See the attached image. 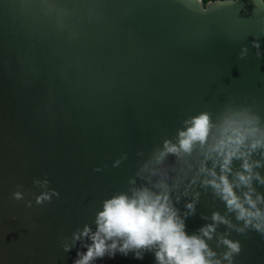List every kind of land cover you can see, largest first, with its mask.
Returning a JSON list of instances; mask_svg holds the SVG:
<instances>
[{
    "label": "water",
    "instance_id": "water-1",
    "mask_svg": "<svg viewBox=\"0 0 264 264\" xmlns=\"http://www.w3.org/2000/svg\"><path fill=\"white\" fill-rule=\"evenodd\" d=\"M233 112L256 117L264 134V0H0V264H73L91 243L75 236L96 230L106 200L158 192L160 179L188 235L213 213L229 222L203 237L213 259L264 264V231L202 183L204 149L155 161L193 117L216 125ZM250 161L264 178V147ZM251 187L264 197V183ZM224 239L239 244L230 261ZM92 264L156 261L117 251Z\"/></svg>",
    "mask_w": 264,
    "mask_h": 264
},
{
    "label": "clouds",
    "instance_id": "clouds-1",
    "mask_svg": "<svg viewBox=\"0 0 264 264\" xmlns=\"http://www.w3.org/2000/svg\"><path fill=\"white\" fill-rule=\"evenodd\" d=\"M211 2L204 0V6ZM261 132L257 118L245 113L225 115L216 125L207 113H201L192 118L186 130L179 132L178 143L165 141L155 161L162 163L169 155L180 159L183 155H190L199 145L204 149V160L198 170L206 176L202 183L212 186L229 210L235 211L237 219L244 220L246 226L252 225L264 231V210L257 207V201H264V197L257 196L254 200V189L251 187L254 178L261 183H264V178L254 172L260 161H250L251 152L264 147V134ZM209 140L212 142L209 143ZM234 159H241L244 169L235 174V181L229 179ZM208 160L212 161L211 168L207 167ZM152 171L156 175L159 170ZM162 175L167 176V172ZM241 186L249 189L243 198L234 190ZM155 187L160 191L143 187L135 190L132 196L120 194L106 200L102 210L97 213L96 230L93 232L86 225L75 236L77 240L87 238L91 243L86 244V251L77 252L79 258L73 264H92L105 254L114 257L117 251L125 256L131 252L138 260L144 258L145 251H152L156 264H221L220 260L213 259L216 254L203 237L211 239L217 223L229 222L219 213H213V224L202 227L199 230L201 235L190 236L185 230L184 217L174 207L171 188L164 179L157 181ZM186 207L194 212L195 201L189 202ZM188 214L185 213V216ZM222 242L229 248L225 259L230 261L232 253L240 250L239 244L227 239Z\"/></svg>",
    "mask_w": 264,
    "mask_h": 264
},
{
    "label": "trees",
    "instance_id": "trees-1",
    "mask_svg": "<svg viewBox=\"0 0 264 264\" xmlns=\"http://www.w3.org/2000/svg\"><path fill=\"white\" fill-rule=\"evenodd\" d=\"M203 1V3H204V0H202ZM212 1H215V0H212Z\"/></svg>",
    "mask_w": 264,
    "mask_h": 264
}]
</instances>
